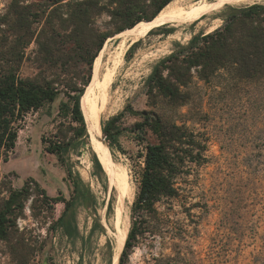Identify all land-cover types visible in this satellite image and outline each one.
Returning a JSON list of instances; mask_svg holds the SVG:
<instances>
[{"label": "rangeland", "instance_id": "1", "mask_svg": "<svg viewBox=\"0 0 264 264\" xmlns=\"http://www.w3.org/2000/svg\"><path fill=\"white\" fill-rule=\"evenodd\" d=\"M9 2L0 0V15ZM146 6L144 14L155 7L149 2ZM243 8L229 7L219 26L227 15ZM47 16L35 26L38 31ZM122 25L123 21H113L107 14L93 21L94 28L111 34L107 43ZM196 25H166L170 34L148 32L139 40L113 85L112 102L103 110L102 128L121 114L114 127L125 152L114 146L107 150L115 168L125 172L134 193L129 219L139 191L144 145L157 143L151 131L137 134L132 127L143 122V114H155L187 135L171 148L174 159L181 161L174 179L177 196L157 203L158 214L147 217V232L127 264H264V79H240L232 65L203 77L198 67L191 69L188 84L178 87L179 100L175 102L146 89L149 78L167 57L189 47L194 37L208 34L207 27ZM37 51L33 39L21 63L20 77L60 80L63 82L55 86L62 91L68 89L66 85L83 88L86 68L76 65L65 80L54 77L58 71L41 66ZM66 107H70L69 100L58 93L19 123L10 152L0 148V212L13 192L28 189L21 207L12 206L6 216L8 233L0 236V264H112L113 250L109 256L105 245L111 242L98 222L104 216L108 223L113 208L97 156L100 148L85 132L71 144L63 162L45 151L43 140L58 136L68 142L72 138L74 124ZM101 141L104 143L103 134ZM81 169L89 173L86 182ZM74 183H78L76 190ZM56 198L71 203L68 231L58 225L65 204L51 201Z\"/></svg>", "mask_w": 264, "mask_h": 264}, {"label": "trees", "instance_id": "2", "mask_svg": "<svg viewBox=\"0 0 264 264\" xmlns=\"http://www.w3.org/2000/svg\"><path fill=\"white\" fill-rule=\"evenodd\" d=\"M172 0H10L4 14L0 15V148L10 152L18 136V126L27 114L36 112L45 103L52 102L58 93H63L70 102L67 112L74 124L72 138L65 142L52 136L45 151L57 157L59 162L69 147L85 135L86 123L81 110V97L92 77L95 58L99 55L111 34L93 27L94 19L107 14L113 21H123L115 34L132 28L141 21H150ZM153 3L150 14H144L146 3ZM264 2L248 8L238 9L227 15L222 25L211 33L194 37L190 46L171 54L163 65L157 67L149 78L147 92L158 93L169 102L179 100L178 87H185L193 68H200L199 74L207 77L220 67L232 65L236 76L243 80L260 81L264 79ZM48 11V12H47ZM47 14L48 21L38 31L36 25ZM137 15L136 17H133ZM172 31L162 26L152 30V34H170ZM35 39L38 49L37 62L48 69L58 71L53 76L67 77L76 65L86 68L82 87L67 90L57 89L55 84L63 81H45L22 78L19 75L21 63L30 42ZM141 42V41H140ZM139 43V42H138ZM136 43V44H138ZM135 44V45H136ZM134 45V46H135ZM134 46L128 51L129 60ZM166 64V65H165ZM165 65V66H164ZM166 72V76H164ZM65 80V79H64ZM130 109V107H127ZM133 112V111H130ZM119 116L110 119L102 128L104 144L125 152L118 142L119 130L114 124ZM145 130L157 139L156 144L145 143L143 168L140 175L139 191L132 205L130 229L120 255L119 264H127L129 255L144 238L147 217L158 214L156 205L161 199H172L178 189L174 179L181 161L174 159L172 144L186 138V133L155 114H143V122L132 127V131L142 134ZM182 134V135H181ZM143 140V139H141ZM74 190L78 183H74ZM28 189L13 192L0 212V236H7V214L12 206L21 207ZM44 195V193L42 192ZM51 200V199H50ZM65 204L58 225L66 231L71 228L67 215L71 203L56 198ZM152 232V231H151ZM108 255L111 254L109 241L105 243Z\"/></svg>", "mask_w": 264, "mask_h": 264}, {"label": "bare ground", "instance_id": "3", "mask_svg": "<svg viewBox=\"0 0 264 264\" xmlns=\"http://www.w3.org/2000/svg\"><path fill=\"white\" fill-rule=\"evenodd\" d=\"M263 1L172 0L152 21H141L132 28L115 35L114 39L108 43L106 42L107 44L95 58L91 82L82 96L80 105L84 114L86 132L93 140L95 146L100 148L97 150V156L102 162L103 172L106 177L107 196L113 202L112 215L108 223L105 221L104 216H102L101 220H98V222L101 221L100 225L105 227L111 242V248L113 250L112 264H119L120 255L130 226L129 210L134 193L129 189L123 176L125 172L123 173L120 168H115L107 146L101 141L102 114L105 107L114 98L115 91L113 90V85L116 79L122 74L125 65L128 64V60L125 58L128 51L148 32L162 26L172 25L176 28L186 24L197 23V28L207 27L206 32L209 33L221 24L222 18L229 7L241 6L248 8ZM162 52L166 53L165 50ZM80 173L83 179H85V182L89 180L88 171L81 169Z\"/></svg>", "mask_w": 264, "mask_h": 264}, {"label": "water", "instance_id": "4", "mask_svg": "<svg viewBox=\"0 0 264 264\" xmlns=\"http://www.w3.org/2000/svg\"><path fill=\"white\" fill-rule=\"evenodd\" d=\"M154 18H155V17H153L152 19H154ZM152 19H151L150 21H152ZM117 34H118V33H117ZM90 82H91V81H90ZM90 82H89V83H90Z\"/></svg>", "mask_w": 264, "mask_h": 264}]
</instances>
